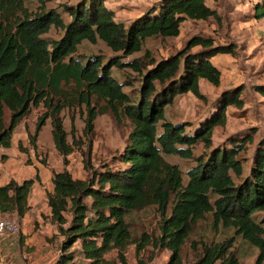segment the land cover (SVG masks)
<instances>
[{"label": "trees", "instance_id": "trees-1", "mask_svg": "<svg viewBox=\"0 0 264 264\" xmlns=\"http://www.w3.org/2000/svg\"><path fill=\"white\" fill-rule=\"evenodd\" d=\"M29 1L0 0V159L5 157L1 149L11 145L15 127L31 108L42 106L34 132L27 136L35 150L38 132L49 119L54 147L63 160L46 193L56 229L48 240L61 238L56 264H73L77 254L89 264H104L111 250L120 264H127L124 250L131 243L138 253L147 245L167 250L166 264H181L193 226L207 213L214 228L233 229V235L220 242L192 241L196 254L192 264H239L231 250L237 236L257 249L252 264H264V138L254 143L256 128L231 134L228 145L214 146L197 157L186 179L177 164L164 158L191 159L197 144L211 147L212 130L225 124L226 108L243 105L239 85L224 89L194 122L172 120L166 114L178 95L190 92L205 101L199 79L214 86L220 83V71L210 59L220 53L234 56L236 45L195 34L165 58L156 60L145 50L142 56L123 60L140 52L148 38L178 36L187 19L213 18L219 25L216 9L206 0H156L126 24L116 20L105 0H76L61 4V10L47 6L46 0H36L39 5L31 9ZM248 1L253 17L264 18V0ZM51 29L60 35L48 38ZM83 41H101L114 55L104 61L100 55L77 54ZM115 68H129L139 76L136 97L124 90L132 87L130 79H117ZM254 89L264 95V83ZM72 107H83L85 114L83 178H73L65 167L74 144L79 148L73 129L72 142L68 141L61 116ZM105 113L117 123L127 119L131 129L123 149L94 166L90 136L94 120ZM34 181L12 178L0 183V213L21 219L29 209ZM149 206L160 216L159 235L142 232L133 238L126 217ZM76 244L78 248L70 250ZM136 264L146 263L138 259Z\"/></svg>", "mask_w": 264, "mask_h": 264}, {"label": "rangeland", "instance_id": "rangeland-1", "mask_svg": "<svg viewBox=\"0 0 264 264\" xmlns=\"http://www.w3.org/2000/svg\"><path fill=\"white\" fill-rule=\"evenodd\" d=\"M113 1L116 0H105L104 4L110 5ZM155 1L142 0L145 2L144 4L130 5V2L125 0V3L121 5L126 12L117 13L115 17L116 19L131 20L133 17H130L129 13L135 14L134 10H131L134 8L132 6H138L139 11H144ZM74 2L76 0H46V5L60 9L61 4ZM206 2L210 7L215 8L221 16L219 25L213 18L208 20L187 19L181 23L178 36L148 38L140 52L123 59L129 60L142 56L145 50H148L156 60L165 58L182 49L187 40L195 34L210 35L214 37L215 42L223 44L233 42L236 45V54L233 56L236 60L235 64H231L232 66L226 64V67L222 68L221 81L218 86H213L206 80H200V90L205 95V101L197 99L188 92L178 95L173 104L166 108L167 117L171 116L172 120L194 122L209 110L216 97L225 88H230V81L236 84L233 87L239 85L243 87L240 94L243 105L241 107L231 105L226 108L225 124L215 126L212 130L211 147L206 148L202 143L197 144L193 148L194 157L191 159L176 155H164L166 161L179 166L184 179H186L187 170L196 164L197 157H204V154L208 153L214 146L228 145L231 134L244 132L254 127L257 131L254 143L259 138H264V95L254 89L256 84L264 83V18L253 17L252 4L248 0H206ZM26 3L31 9H35L39 5L36 0ZM248 21L249 23L246 25L245 22ZM59 35L60 31L55 29H51L46 34L48 38H55ZM77 54L83 56L100 55L104 61L114 55L101 41L95 44L83 41L78 47ZM222 57V54L216 55L214 62L220 60L219 63L223 64L226 59ZM113 74L120 80L129 78L132 87L124 86V90H131L130 92L136 93L140 79L135 72L129 68H115ZM42 111V106L31 108L30 113L15 127L10 147L1 149V152L5 154L3 160L0 159L1 183L12 178L17 181L34 178L35 181L28 197L29 209L21 219H18L14 214L0 213V220L11 219L18 226L17 231L0 236V264H56L59 257L58 245L61 239L48 240L54 233L55 227L50 221L45 196L52 188V173L63 168V160L54 147L49 119L45 121L38 132L35 150L28 144L27 136L28 132L31 134L34 132L36 121ZM61 116L64 128L68 132V141L72 142L70 132L73 129V141H77L79 145L78 148L74 144L73 151L67 156L65 167L73 178H83L85 170L82 151L86 150L88 141V138L83 134L84 109L83 107L65 108L61 112ZM130 129L131 126L127 119L117 123L110 114H99L94 120V130L90 136L92 138V164L97 166L121 151ZM10 168L13 170L9 171ZM126 220L129 223L133 238H138L142 232L149 236L159 235L160 216L154 206L132 211L127 215ZM231 235H233V229H226L221 226L214 228L211 213H207L193 226L189 238L182 248L181 264H192L194 261L196 254L191 246L192 241H196L198 244L201 241L207 243L211 241L220 242ZM75 248H78L77 244L72 246L70 250ZM231 250L238 258L239 264H252L257 255V249L249 245L240 236L236 237ZM151 252L152 258L148 260ZM124 257L127 264H136L138 259L144 260L146 264H166L169 252L167 250H153L150 245H147L143 251L138 253L135 244L131 243L126 246ZM105 260L106 263L104 264H120L117 261L115 250L107 252ZM73 264L89 263L77 254Z\"/></svg>", "mask_w": 264, "mask_h": 264}, {"label": "crops", "instance_id": "crops-1", "mask_svg": "<svg viewBox=\"0 0 264 264\" xmlns=\"http://www.w3.org/2000/svg\"><path fill=\"white\" fill-rule=\"evenodd\" d=\"M125 0H116V1H113V2H111V4L110 5H107V4H105L108 8H110L111 10H113L114 11V13L115 14H117V13H125L126 12V10L125 9H123L122 8V3H125L124 2ZM138 1H140V2H138ZM145 1V0H144ZM128 2H130V5H137V3H139V4H144L145 2H142V0H128ZM147 4V3H146ZM121 6V7H120ZM132 7H134V8H132L131 10H134V12H135V14H130L129 13V15H130V17H133V18H135V17H137V16H139L143 11L141 10V11H139L138 10V6H132ZM139 12V13H138ZM253 12V11H252ZM125 15V14H124ZM116 16V15H115ZM116 18V17H115ZM116 20H119V21H122V22H124V23H128L130 20L129 19H126V20H122V19H116ZM132 20V19H131ZM245 23H247L246 25H248V23H249V21L248 22H245ZM241 24H243V22H241ZM242 27V26H241ZM220 54H222L223 55V57L222 58H224V59H226V61L223 63V64H220L219 63V61H217V60H215L216 62H214V57L216 56H213L210 60H211V62L219 69V71H220V81H221V70H222V68H224V67H226V64L228 65V64H235V58L232 56V55H230V54H228V53H220ZM218 55V54H217ZM232 66V65H231ZM200 80H205V79H199V88H200ZM208 82V81H207ZM209 83V82H208ZM220 84V83H219ZM261 84V83H260ZM212 85V84H211ZM234 85H236L235 83H231V81H230V88H232ZM214 86V85H213ZM225 89H227V88H225ZM201 91V90H200ZM257 132V131H256ZM13 170V168H10L9 169V171H12ZM1 183V182H0ZM34 184V183H33ZM33 186V185H32ZM31 191V190H30ZM49 192V191H48ZM29 194H30V192H29ZM28 197H29V195H28ZM45 200H46V196H45ZM27 202H28V199H27ZM47 204V203H46ZM29 205V204H28ZM48 207V206H47ZM48 209H49V207H48ZM50 213V212H49ZM55 227V226H54ZM54 233H56V229L53 231ZM53 233V234H54ZM52 236V235H51ZM60 238V237H59ZM61 239V238H60Z\"/></svg>", "mask_w": 264, "mask_h": 264}, {"label": "built area", "instance_id": "built-area-1", "mask_svg": "<svg viewBox=\"0 0 264 264\" xmlns=\"http://www.w3.org/2000/svg\"><path fill=\"white\" fill-rule=\"evenodd\" d=\"M18 226L11 219L0 220V236H4L6 233L17 231Z\"/></svg>", "mask_w": 264, "mask_h": 264}]
</instances>
